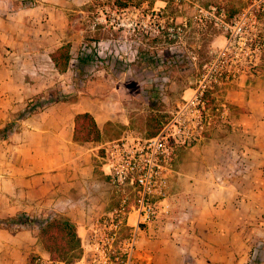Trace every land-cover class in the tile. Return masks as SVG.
Masks as SVG:
<instances>
[{"label":"rangeland","instance_id":"rangeland-1","mask_svg":"<svg viewBox=\"0 0 264 264\" xmlns=\"http://www.w3.org/2000/svg\"><path fill=\"white\" fill-rule=\"evenodd\" d=\"M91 1L0 0V27L10 45L17 51L20 43L27 42L32 52L25 70L28 79L24 82L21 74L15 78L19 89L12 97L18 110L6 122L16 121L19 114L31 116L49 104L73 103L78 110L90 111L104 122L100 138L103 142L122 136L146 137L147 117L156 115L172 130L184 97L199 85L208 84L213 77L210 75H217L220 81L210 87L217 114L211 115L210 124L202 127L204 131L207 128L208 135L205 138L195 133L197 139H191L189 145H179L177 160L194 144L234 134L241 155L234 154L236 161L248 158L249 149L257 156L254 162L252 157L249 163L241 160L239 169H264V0H146L124 10L112 9L110 0H103L100 7L88 8ZM251 5L256 18L254 27L241 37H230L223 25ZM66 41L71 42V60L67 70L59 73L45 52ZM55 91L67 95L26 112L28 101L43 99ZM235 103H241L243 108H233ZM190 119L189 114L184 125L190 123L193 127ZM16 130L18 121L6 137H12ZM1 138L0 133V166L4 168L9 156ZM111 196L109 210L100 221L112 217L116 209L112 190ZM170 208L160 207L154 220L167 215ZM133 222L132 211L129 223ZM0 226L9 230L20 227L10 222ZM142 230L128 264L135 263ZM128 234L129 229L119 224L108 251L121 257V244ZM97 238L89 239L92 249L87 264L105 260L107 250L102 251ZM261 246L257 244L255 256L261 253ZM35 259L42 262L40 256ZM185 259L187 264L194 263L192 257ZM260 261L264 264V259Z\"/></svg>","mask_w":264,"mask_h":264},{"label":"crops","instance_id":"crops-1","mask_svg":"<svg viewBox=\"0 0 264 264\" xmlns=\"http://www.w3.org/2000/svg\"><path fill=\"white\" fill-rule=\"evenodd\" d=\"M28 47L20 43L15 51L0 27V126L18 110L12 95L19 89L17 74L28 79ZM54 49L45 52L52 65ZM233 108L243 106L235 103ZM85 111L73 103L49 104L19 120L12 137L1 138L9 162L0 166V220L22 213L68 217L82 248L81 258L70 264H87L89 239L112 199L103 141L73 140L74 116ZM92 115L102 134L104 122ZM233 135L194 144L177 160L170 212L142 230L134 264H187L185 257H192L193 264H263L264 169H239L241 160L249 163L252 157L254 162L257 156L249 149L248 158L236 161L239 147ZM19 226H0V264H68L50 259L38 224ZM258 243L261 253L255 256ZM39 256L42 262L35 259Z\"/></svg>","mask_w":264,"mask_h":264},{"label":"built area","instance_id":"built-area-1","mask_svg":"<svg viewBox=\"0 0 264 264\" xmlns=\"http://www.w3.org/2000/svg\"><path fill=\"white\" fill-rule=\"evenodd\" d=\"M255 21L251 5L236 14L230 23H225L223 28L229 32L230 37H241L248 29L254 27ZM203 74L204 72L202 76ZM205 85V83L199 85L188 97H184V103L172 124V130L168 125H163L153 137L122 136L100 145L102 157L108 167L106 176L116 202V209L112 217L97 223L92 234V237L98 236L97 241L102 243V251L103 248L107 250L104 251L106 257L103 263L98 260L95 264H128L141 227L153 222L160 207L163 210L169 207L170 183L177 173V148L179 145H189L191 139H197L194 134L198 133L197 135L201 136L203 125L210 124L211 115L208 117L202 115L205 110L203 98ZM189 114L193 127H190V123L184 125ZM132 211L134 222L130 224L129 215ZM122 223L129 229V234L122 241L119 253L122 256L119 257L118 254L109 252L108 246H111L116 228Z\"/></svg>","mask_w":264,"mask_h":264},{"label":"trees","instance_id":"trees-1","mask_svg":"<svg viewBox=\"0 0 264 264\" xmlns=\"http://www.w3.org/2000/svg\"><path fill=\"white\" fill-rule=\"evenodd\" d=\"M146 0H110V7L115 10H124L129 6H140ZM103 0H92L88 8L100 7L103 5ZM98 41L99 39H94ZM54 68L59 73H64L71 60V42L66 41L56 47L49 54ZM213 58L211 57L210 60ZM201 68V67H200ZM202 70V69H201ZM202 73H200V76ZM200 79H198L199 81ZM218 77H211L209 83L203 88V98L205 100V110L202 115L208 117L215 113L216 107L214 99L211 97L212 86H216ZM211 87V88H210ZM67 93L64 91H55V93H49L42 98H37L35 101H28L25 105L27 113L34 111L35 108L44 103L51 102L53 100L63 99ZM240 110V109H238ZM217 114V113H215ZM23 114H19L16 121L22 120ZM16 121L7 122L2 128L0 133L2 137H6L8 132H11ZM163 127V122L156 115H150L145 121L144 130L146 131V137L155 136ZM207 129V128H206ZM203 130L201 137H207V133ZM101 138V129L97 125V122L91 112H79L74 116V130L73 140L75 142L84 143L89 141H98ZM0 222H10L17 225L36 223L39 226V237L43 244L44 249L49 253V257L53 261H61L65 263H72L77 261L82 256L81 240L77 234L75 224L66 216L60 215L57 217H51L47 213L41 214L39 217H29L22 213L19 216H12L5 219H1Z\"/></svg>","mask_w":264,"mask_h":264}]
</instances>
